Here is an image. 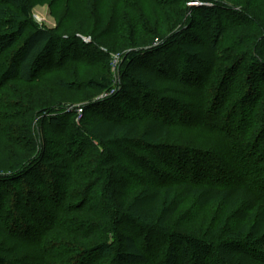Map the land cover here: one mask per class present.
Here are the masks:
<instances>
[{
	"label": "trees",
	"instance_id": "16d2710c",
	"mask_svg": "<svg viewBox=\"0 0 264 264\" xmlns=\"http://www.w3.org/2000/svg\"><path fill=\"white\" fill-rule=\"evenodd\" d=\"M111 1L77 0L66 19L94 14L99 36L124 20V29L149 37L125 54L121 87L83 106L79 124L77 106L32 108L23 84L42 82L54 61L83 60L85 48L92 62L106 52L76 33L41 28L31 0L0 8V57L19 44L0 63V186L13 188L14 218L33 214L19 218V228L28 226L21 234L0 215V264H38L21 242L43 254L42 264H264V0H115L125 13L108 17ZM229 29L251 42L240 81L247 54L223 56L217 47ZM148 45L156 46L139 48ZM85 85L101 94L114 88L107 73ZM59 157L65 169L52 182L45 169ZM122 197L130 213L119 209ZM50 233L56 253L44 246Z\"/></svg>",
	"mask_w": 264,
	"mask_h": 264
},
{
	"label": "rangeland",
	"instance_id": "374dc122",
	"mask_svg": "<svg viewBox=\"0 0 264 264\" xmlns=\"http://www.w3.org/2000/svg\"><path fill=\"white\" fill-rule=\"evenodd\" d=\"M114 1L115 0H112L109 6L104 8V12H107L108 17L116 15L114 14L115 12H117V15H119L120 17H123L122 12L125 13V10L123 9V7L117 8L116 2ZM14 2H16V0L3 1V3L0 5V8L4 9V11L6 10L11 11L15 8V5L12 4ZM57 2H58L57 0H31V10H32V13H33V16L36 22L40 25V27L51 29V30H59V32L61 34H64L66 38L70 36L69 33H76L77 34L76 36L81 37L83 41L86 43V45H89V46L93 45L94 48L103 50L104 52H106L107 56L103 60L100 58L101 60L98 59L92 62L91 58H88V56L90 55V57H94L95 56L94 51L89 52V51H86V48H85L84 49L85 51H82V53L79 52V56L80 58H84L83 60H79V62H72V63L68 61L63 65H62L63 61H60V62L54 61L53 66H56V67L51 69L50 74L45 76L42 82L35 84V85L23 84V88L25 92L28 95H30V99L33 102L32 104H30L32 108H34L35 106V107L40 108V110H42L44 109V106L45 107L52 106V108L71 107V106L76 107L77 106L78 107L77 123L79 124L84 114V112L80 111V109L84 111L83 106L88 105L92 101L104 99L109 94H113L115 91H117L118 87H121L123 83L122 81L123 76L121 74V71H122L123 63L125 61L124 60L125 54L128 51L135 49L134 46L136 45L134 41L136 42H139L140 40L144 41V40H147L149 36L147 34L146 35L143 34L142 32L140 33L141 35L140 34L136 35L135 33L131 32L130 29H127V28L124 29L125 27L124 20H121V25L119 26V28H117L113 32V34L108 35V36H103V35L99 36V34H94L91 29L94 27H98V31L101 32L103 31L104 27L99 28L97 17L94 14L91 16L89 15L88 17H85V19H82L80 21L78 18L66 19L68 18L71 11L75 9L77 0H71L72 4L69 2V0H64V3H62V5L58 7V10L56 8ZM93 2L94 0H89V3L92 4ZM200 4L201 2L200 3L190 2L188 6L200 5ZM68 8L72 10L69 12ZM83 10L84 9H81L80 14L83 12ZM105 21H107V19H105ZM63 24H65V26L63 27V29H61V25ZM82 26L85 27L84 30H86V32L88 33L83 34L79 31V30H83ZM243 34H245V31L238 30V29H229L228 31H225L224 33V35L226 36L228 35V36L226 37V36L218 35L220 37L217 41V47H218V51L220 55L227 56L228 54L232 53L237 56H240V55L247 54L246 59L242 60V62L240 63V67L238 68L240 69V71H239V78L237 81H240V79L243 78V75L247 74V72L244 71L243 69H244V66L247 65V63H250L248 56L252 55L251 54L252 48L249 50L251 42L245 45L241 43V40L239 41L240 43L237 40H235L236 35H243ZM248 35L251 36L252 33ZM218 36L216 35V37H214V34L210 33V41L216 42V39ZM134 38L136 40H134ZM151 42H153V40H151L148 43H151ZM235 44L237 45L233 48L232 46ZM64 45L65 44L62 42L60 46H57L58 49L55 50V55H57V57H60L59 54H60V51L63 49ZM154 46L156 45H148V46L139 47V48H145V49L150 48L151 49ZM17 47H19V44L9 47L6 50V52L0 57V63L1 61L3 63H7V58L9 57L11 53L15 51ZM60 65H62L61 66L62 68H59ZM98 73H107L108 75H111L113 82H114V88L112 89V91L110 92L108 91V92L101 94L95 89H92V88L89 89L86 87L85 84H87V82L92 77L96 76ZM151 84H155V82L152 81ZM243 85H246V84L243 83ZM131 87H132V84H128L126 90L128 92H131L132 91ZM23 88L21 87V89ZM1 91L2 89L0 90V92ZM136 92L137 91L134 89L133 93L135 95H136ZM9 99L12 100V98H9ZM193 101L196 102L195 100ZM182 112L183 111L181 110L180 113ZM21 120L22 119H20V121ZM16 121L14 123H18L19 125H22L23 127H26L27 125L25 124V122L20 123ZM33 124H36L37 131L40 126H43L39 117L35 118ZM101 127L102 126L99 125V132L105 136L104 131H106V128L104 127L101 128ZM108 129L110 128L108 127ZM18 134L19 135L17 136L23 135V133L22 134L18 133ZM188 135L192 136L193 132H189ZM49 139H50V134L48 133L44 134L42 137L43 145L44 143L49 141ZM71 148L72 147H69V150ZM219 153H221L223 157H227V153L225 151H222V152L219 151ZM63 163H64L63 157L53 159L51 162L48 163V164L54 165V167H52V170L50 168L48 170L45 169V172L49 173L51 176L50 181L53 182V181H56L57 179L61 180L62 177L60 178L59 174L53 175L52 177V173L54 174L60 171L64 172L63 170L65 168L63 166ZM47 173H44V174L47 175ZM78 180L81 181L80 178ZM105 180L106 178H104V182ZM49 184L51 185L50 182ZM45 186H46L45 189H47V184ZM12 190L13 188H11L9 184H3L2 186H0V215L4 214V216L6 217L5 224L10 225L12 229L18 231V233L21 234V233H24L25 230H27L28 226H26L27 223L25 222L24 224H21V226H23L22 229L19 228L18 227L19 218L23 216V219H25V221L30 220L29 222H31L33 219V216H32L33 214H24L25 216L17 215L18 217L14 218V214H15L14 211H16L17 209L16 208L17 203L15 202V198H14V194ZM137 191L138 190L136 189V192H134L133 194L131 192L130 194L133 195L134 197ZM112 194L110 193V195ZM109 198L111 199L112 196H110ZM112 199L114 202H116L115 198H112ZM128 201L130 200H127V198L125 197L120 198L118 201L120 202L119 209L126 213L127 212L130 213V210H129L130 203ZM184 212H185V209L183 208V210L180 212L179 215H181ZM51 234L52 233L47 235L48 240L44 243V246H46L45 249H48V252L51 249L52 243L58 240L57 239L58 235L55 236V234L53 235ZM18 248H19V251L21 250V251L26 252V254L30 256L31 255L35 256L38 264L44 263V262H41L42 260H44V257L42 254L44 253V251H42V249L40 251V254H42L41 255L42 257L41 256L38 257V255L29 253V252H32L34 248L36 249V247L28 248L27 246H25V244H22L21 242V245L18 246ZM39 250L40 248L37 249V251ZM51 251L52 253H56L55 249H51Z\"/></svg>",
	"mask_w": 264,
	"mask_h": 264
},
{
	"label": "built area",
	"instance_id": "2783aa9c",
	"mask_svg": "<svg viewBox=\"0 0 264 264\" xmlns=\"http://www.w3.org/2000/svg\"><path fill=\"white\" fill-rule=\"evenodd\" d=\"M81 112H84L82 109H80Z\"/></svg>",
	"mask_w": 264,
	"mask_h": 264
}]
</instances>
